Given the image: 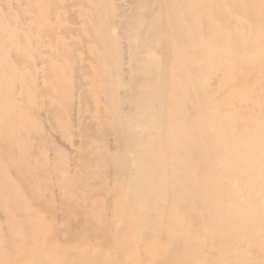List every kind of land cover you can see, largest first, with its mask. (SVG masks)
<instances>
[{
    "label": "bare ground",
    "instance_id": "bare-ground-1",
    "mask_svg": "<svg viewBox=\"0 0 264 264\" xmlns=\"http://www.w3.org/2000/svg\"><path fill=\"white\" fill-rule=\"evenodd\" d=\"M0 264H264V0H0Z\"/></svg>",
    "mask_w": 264,
    "mask_h": 264
}]
</instances>
